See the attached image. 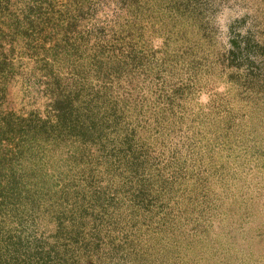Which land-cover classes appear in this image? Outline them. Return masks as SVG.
Segmentation results:
<instances>
[{
    "label": "rangeland",
    "instance_id": "374dc122",
    "mask_svg": "<svg viewBox=\"0 0 264 264\" xmlns=\"http://www.w3.org/2000/svg\"><path fill=\"white\" fill-rule=\"evenodd\" d=\"M0 264H264V0H0Z\"/></svg>",
    "mask_w": 264,
    "mask_h": 264
}]
</instances>
